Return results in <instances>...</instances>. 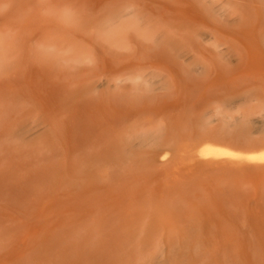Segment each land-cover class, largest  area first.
<instances>
[{"label":"rangeland","instance_id":"374dc122","mask_svg":"<svg viewBox=\"0 0 264 264\" xmlns=\"http://www.w3.org/2000/svg\"><path fill=\"white\" fill-rule=\"evenodd\" d=\"M205 2L29 0L30 116L0 163V264H264V174L242 170L264 167V66L236 65L264 52V0ZM128 140L162 155L146 184L158 228L123 224L127 201L97 189ZM213 159L235 175L198 171Z\"/></svg>","mask_w":264,"mask_h":264},{"label":"bare ground","instance_id":"6f19581e","mask_svg":"<svg viewBox=\"0 0 264 264\" xmlns=\"http://www.w3.org/2000/svg\"><path fill=\"white\" fill-rule=\"evenodd\" d=\"M198 1H200V2L202 1V3H207V2H205V0H198ZM29 6H30L29 0H0V163L9 160L13 156V152L15 151L14 150L15 142L17 141L16 140L17 133L26 127L28 120H29V116H30V114H29L30 110H29V105H28V101H29L28 100V97H29L28 96L29 95V87H28V84H29V75L28 74L29 73H28V71L30 68V66H29V62H30V56H29L30 52L29 51L30 50H29V40H28V36H29L28 35ZM165 63H166V60H165ZM169 63H170V61H168L167 64H169ZM173 63L174 64L177 63L176 60L174 62L171 61L170 65ZM181 63L185 64V60L182 62L178 61V64H181ZM236 65L260 66V67H262V66H264V52H262V51H257V52L254 51L253 52V51L247 50L244 52L243 58H240L237 61ZM122 136H124V135H122ZM96 137H98V136H96ZM99 137H101V136H99ZM112 140H111V142H112ZM142 140H143V138H142ZM142 140H140L141 142L139 141V144L137 142V145L132 144L131 141L129 143V140H128L127 144L126 143L124 144V141H123V143H122L123 145H119V146L120 147L124 146L123 147L124 149H122V148L118 149L117 148L118 146H116V145L119 143L115 142L117 144L114 145V142H113L114 146L112 145V148L114 150L112 151V153L109 152L111 154V156H108L110 163H107L108 164L107 167H109L110 164L113 165L111 172H115L116 174L118 173V174H120V176L112 179V173H111L110 177L107 176V178H104V179L99 178L101 180V182L96 181V182H98V184H100V183L102 184V183H104V181H108V182L111 181L112 183L109 184L110 186L107 185L108 183L103 184L102 185L103 187H101V188H97L101 184L98 185L96 183L97 187L95 185L94 186H95V190L97 188L100 191V193L102 195L101 199L104 196V197H107V199L111 198L110 201L112 202V200L117 199V196H118V198L120 197L119 200H124V201L126 200L127 201L126 204H127L128 208L130 207V209H129L130 211L127 210L126 208H124L125 216L121 220V222L123 224H127V225L133 227L137 223H142V222L147 223V224H153V225H154V223H157L156 226L158 228L160 225L163 224L164 221H162L161 218L160 219L156 218V215H154L153 211L151 210L153 208L151 206L152 202H153L151 199L153 198L154 194L149 193L147 191V189H148L147 185L150 184L151 181L152 182L156 181V179L154 177L156 171H152V170L157 169L159 158L162 157V155L160 154V152L147 150L145 148L147 140H144V141H142ZM236 141L239 142L237 139L235 140V142ZM128 143L130 146H128ZM106 144H108V143H106ZM106 144H104V146ZM150 146H152V145H150ZM125 147H128V148H125ZM153 147H155V146H153ZM153 149H156V147ZM119 150H121V151H119ZM217 150L218 149H215L213 152L215 155H221L223 153V151L218 150V152H217ZM195 156H197V155H195ZM224 160H227V159H224ZM224 160L222 161V160L213 159V160H211L213 162H211L209 160L210 164L208 166L207 165L204 166L205 164H203L204 167H202V168H201V166L198 167V171L199 172L204 171V172H208V173L211 172L213 174L215 172H217L218 174L219 173L222 174L226 168V173H228L230 171V173H228V174L231 175L230 176V178H231L232 174L235 171L233 172L231 170L232 168L229 164L228 165L230 166V168H228L229 166L227 165V163L229 162V160H228V162L224 161ZM254 160H256V159L253 158L252 162H254ZM239 165H240V163H239ZM148 166H149L150 170L146 171L147 172L146 173V172H144L143 169L145 167H148ZM198 166H199V164H198ZM242 166L244 167V165H242ZM247 166H245L246 167L245 169H242L247 173V174L245 173L246 175H248V174L252 175L250 172H253V174H254L255 170H257L259 175L264 174V167L260 168V167L254 166L252 169V167H247ZM95 168H97V166ZM254 168H256V169H254ZM237 169L239 170L240 168H237ZM107 171H109V170H107ZM148 172H150V173H148ZM83 173L84 172L82 170L81 175H85V173L84 174ZM98 173H100V172H98ZM106 174H108V173H106ZM234 175H235V173H234ZM254 175H257V173H255ZM114 176H116V175L114 174ZM152 179H155V180H152ZM148 180H151V181L148 182ZM147 182H148V184H147ZM223 182H225V181H223ZM129 183H134V185L130 186V185H128ZM144 186H145V188H144ZM112 188H114V189L112 190ZM149 188H150V186H149ZM223 189H224V187H223ZM99 191L96 193V195H99L98 194ZM146 192H147V196H148L149 200H143V199H147V197L145 195ZM225 192H228L231 196H233L232 194H234L233 193L234 187L230 186L229 189L225 190ZM155 193H156V190H155ZM109 194H112V195H109ZM126 197H127V199H126ZM156 197L157 196H155V198ZM99 200H100V198L98 199V201ZM83 201L85 204V197H84ZM89 203H87V204H89ZM176 205L177 204H175V206ZM121 206L125 207L124 205H121ZM97 207H99V206H97ZM160 207L163 208L167 212L166 213L167 215L172 214V213L177 212V211L179 212V208H177L176 211H173V210H175V208L174 207H173L174 209L171 208L172 203H170V202H169V204L165 203ZM107 208L108 207H106V210H105L106 212H107ZM120 208L121 207L119 206L118 209H120ZM146 208H149V209H146ZM186 208H187V205H186ZM100 209H102V208H100ZM180 209H183V208L180 207ZM100 212H104V211H100ZM110 212H111V210H110ZM111 215H113V214H111ZM122 215H123V213H122ZM182 215H183V213H182ZM104 216H105V214H104ZM108 216H110V215H108ZM118 217H120V215ZM99 220H100V218H99ZM111 220H112V218H111ZM121 222H120V224H121ZM102 223H104V222H102ZM111 225H113V222ZM116 225H119V223L118 224L116 223ZM145 235H142V236H145Z\"/></svg>","mask_w":264,"mask_h":264}]
</instances>
